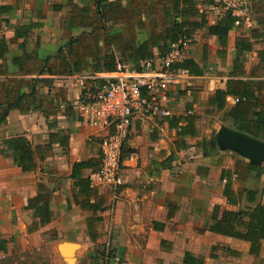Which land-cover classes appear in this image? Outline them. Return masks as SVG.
<instances>
[{
    "label": "crops",
    "instance_id": "0c3cea01",
    "mask_svg": "<svg viewBox=\"0 0 264 264\" xmlns=\"http://www.w3.org/2000/svg\"><path fill=\"white\" fill-rule=\"evenodd\" d=\"M175 1L0 0V38L8 45L0 57V111L11 105L0 125V264H92L101 241L113 242L129 259L144 255L154 264H185L186 252L210 264L217 240L242 241L250 254L248 241L210 230L215 204L235 208L223 193V169L249 161L234 149L221 148L216 139L223 124L231 126L225 118L235 104L232 95L220 110L211 98L231 77L239 36L253 42L252 51L241 55L244 77L264 80L258 55L264 47V0L247 2L243 23L229 31L223 55L215 34L206 27L195 31L188 56L206 65V72L187 86H171L163 99L168 115L134 116L125 149L136 157L125 161V183L117 194L90 183V202L105 209L84 207L87 196L72 176L74 162L101 161L103 132L84 122L75 108L89 81L86 75L113 64L136 66L141 46L161 68L160 34L175 19L191 18L179 13L184 1H178L179 10ZM195 1L210 23L218 20L209 0ZM191 114L196 133L179 135L171 118L182 117L179 124H186L184 117ZM17 134L27 136L36 150L32 170L18 166L3 142ZM97 166L83 168L81 176L89 177ZM41 182L51 190L53 212L44 224L26 208ZM234 186L263 188L264 172L258 178L254 171L245 179L234 178Z\"/></svg>",
    "mask_w": 264,
    "mask_h": 264
},
{
    "label": "trees",
    "instance_id": "16d2710c",
    "mask_svg": "<svg viewBox=\"0 0 264 264\" xmlns=\"http://www.w3.org/2000/svg\"><path fill=\"white\" fill-rule=\"evenodd\" d=\"M175 1V10H179L178 2ZM185 6L179 10L181 15H189V20L175 19L172 27L164 34H160V39H163L161 44V55L164 57L172 47L174 42L180 38H193L197 29L206 27L208 31L218 37V42L222 46L219 50L220 55L225 53V47L228 45L229 31L238 23H243L241 16L233 14L231 10H226L219 15L218 20L210 23L207 19L206 12L198 9L195 0H183ZM247 2L251 0H246ZM209 5L215 3V0H209ZM3 6H0V8ZM21 32H16L19 35ZM158 39V37L156 36ZM236 56L234 59V68L231 71V77L227 80L225 88H217L214 92L211 101L215 104L217 110H220L226 105L227 95L239 96L240 100L236 102L228 111L225 121L231 126L248 132L255 137L264 136V80L259 79L253 81L244 77L246 74L244 66V55L251 52L253 42L250 36H239L236 39ZM8 49V45L3 38H0V57H2ZM140 53L138 64L134 68L139 67V63L143 59H150V53H147V47L141 46L136 50ZM258 55L260 60L264 62V47L259 49ZM174 67H183L188 69L191 74L201 75L206 72V65L199 64L192 57L187 56L183 60L173 64ZM107 71L116 70L118 65L106 66ZM103 71V70H102ZM36 86H32L31 92L35 91ZM9 104L4 110L0 111V125L6 120L9 109ZM172 126L178 128L179 135L195 134L194 115H187L186 124H179L182 117L171 118ZM7 149L12 151L14 162L23 170H32L36 168V150L33 148L30 139L23 135L17 134L7 137L3 140ZM46 151V148L43 150ZM126 152V149L124 150ZM96 164L90 160H81L74 162L73 177H76L81 185V191L87 196L83 201V206L93 209H105L101 204L90 202V179L89 177L81 176L82 169ZM99 166H97L98 168ZM95 168V169H97ZM256 172V177H260L264 172L263 164H256L249 161L237 160L234 169H223L221 178L225 179L223 193L226 196L227 202L235 206V208L222 207L220 204H215L212 223L210 230L222 233L224 235L233 236L250 243L249 252L252 255L259 256L263 248L264 241V202L261 199V194L264 193L263 188L238 187L234 186V178L245 179L250 173ZM234 174L235 177H234ZM51 190L42 182L40 183L38 193L28 199L26 208L33 209L35 216L39 218L40 223L49 222L53 217L51 209ZM38 227L37 224L30 227V230ZM93 238V235H92ZM226 252L232 256H241V251L230 246H226ZM123 257V256H122ZM185 264H202V260L195 258L190 252H186L184 257Z\"/></svg>",
    "mask_w": 264,
    "mask_h": 264
},
{
    "label": "built area",
    "instance_id": "2783aa9c",
    "mask_svg": "<svg viewBox=\"0 0 264 264\" xmlns=\"http://www.w3.org/2000/svg\"><path fill=\"white\" fill-rule=\"evenodd\" d=\"M246 0H215L212 9L222 15L226 10L244 18L247 14ZM247 19V18H246ZM193 38H180L162 58L161 68L156 69L152 59H143L139 67L119 65L116 70H103L86 75L75 108L87 124L99 128L101 135V161L97 169L89 174L94 187H104L117 194L125 183V161L136 157L131 151L124 153L133 118L137 113L168 115L163 99L174 85H189L196 75L188 69L173 64L188 56ZM236 103L239 96H229ZM114 264H126L120 254H114Z\"/></svg>",
    "mask_w": 264,
    "mask_h": 264
},
{
    "label": "rangeland",
    "instance_id": "374dc122",
    "mask_svg": "<svg viewBox=\"0 0 264 264\" xmlns=\"http://www.w3.org/2000/svg\"><path fill=\"white\" fill-rule=\"evenodd\" d=\"M210 69L211 71H213L212 68ZM141 244L144 250L145 247L147 246L146 238H143ZM226 244L242 249L244 255H242L241 257H235L229 255L226 252V248H227ZM138 246H139L138 243H136L135 249H137ZM98 247H99L98 251H100V255L98 254L97 257L93 256L91 258L92 264H114L113 256L114 254H119V253L125 259L126 264H135L131 262L132 259L135 260V262H138V264H154L151 263L150 258L145 257L144 255L135 258L129 256L131 257V259H129L124 252L122 253L121 251H118L116 250L115 247H113V242L101 241L98 242ZM246 250H247V244L242 241L231 240L226 242V241L217 240V243L214 245V248L212 250V254H214L215 256L212 255V257L210 258L211 260L210 264H264V243H263V249L259 256L248 254L245 252ZM221 253L223 254V256L219 257Z\"/></svg>",
    "mask_w": 264,
    "mask_h": 264
},
{
    "label": "water",
    "instance_id": "95a60500",
    "mask_svg": "<svg viewBox=\"0 0 264 264\" xmlns=\"http://www.w3.org/2000/svg\"><path fill=\"white\" fill-rule=\"evenodd\" d=\"M221 148L238 151L250 162L261 164L264 161V140L245 131L223 124L216 135Z\"/></svg>",
    "mask_w": 264,
    "mask_h": 264
}]
</instances>
